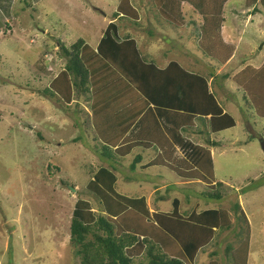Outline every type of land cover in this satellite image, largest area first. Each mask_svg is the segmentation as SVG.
Wrapping results in <instances>:
<instances>
[{
    "label": "rangeland",
    "instance_id": "obj_1",
    "mask_svg": "<svg viewBox=\"0 0 264 264\" xmlns=\"http://www.w3.org/2000/svg\"><path fill=\"white\" fill-rule=\"evenodd\" d=\"M181 1L167 3V11L172 9L180 27L164 20L152 0H130L137 23L113 17L119 0L1 1L0 264H80L69 243L70 220L77 200L89 202L95 216L101 215L98 199L86 188L101 167L115 171L116 192L129 198L145 197L150 214L156 209L171 211L174 198L180 200L184 215L209 209L227 212L230 229L201 248L195 264H227L226 245L235 248L246 235L247 264H264V97L255 106L238 82L250 77L246 68L264 65V10L257 6L259 12H253V0H228L222 7L223 25L234 28L233 45L237 44L227 65L229 58L220 64L203 53V15L194 7L198 0ZM193 8L200 16L192 14ZM200 9L202 13L206 8ZM113 18L117 36L129 35L138 42L147 62L159 67L171 60L190 73L212 76L211 92L235 126L212 137L204 133L197 137L188 133L191 129L185 134L193 143L202 145L211 137L220 144L210 147L215 181L223 184L220 200L206 198V186L197 182L176 186L179 178L165 168L130 173L134 156L141 155L145 162L156 155L153 149H136L123 159L106 157L107 150L95 139L91 126L89 93L72 89L77 104L70 106L42 93L67 62L60 47L70 48L81 39L93 49ZM244 24H250L245 28L248 32L238 41L237 26ZM240 67L246 72L233 76ZM181 153L176 149V157H182ZM163 183L167 188L155 193ZM235 204L242 215L234 211ZM138 262L146 263L144 257Z\"/></svg>",
    "mask_w": 264,
    "mask_h": 264
},
{
    "label": "trees",
    "instance_id": "obj_2",
    "mask_svg": "<svg viewBox=\"0 0 264 264\" xmlns=\"http://www.w3.org/2000/svg\"><path fill=\"white\" fill-rule=\"evenodd\" d=\"M168 1L152 0L164 20L177 27L182 26L171 13L172 9L167 11ZM226 1L198 0L199 5L194 4L196 9L199 7L200 13L201 6L206 8L201 13L200 46L203 53L220 64L230 58L234 51L233 46L221 42L220 36L224 21L221 10ZM251 5L255 13L261 7L264 10V0H253ZM119 15L135 23L138 21L130 0H119L113 17ZM117 31L114 22L108 23L93 49L81 39L70 48L61 46L60 50L67 62L42 93L52 101L55 99V103L61 102L66 106L72 105L76 96L72 89L77 91L79 87L81 94L89 93L87 99L91 126L95 139L109 152L108 155L105 151L106 157L123 159L136 147L157 149L160 146L169 158L175 148L162 133L165 131L173 140L179 139L177 144L185 160L173 164L164 155L158 154L143 168L161 167L183 180H198L208 190L204 195L206 198L220 200L223 184L214 179L208 149L219 144L209 140L204 145L184 141L178 137L180 126L177 127L176 123L168 125L166 120L173 113L181 114L180 128H183L190 125L193 118L209 116V132L218 133L235 126L232 116L222 112L215 95L209 90L207 77L190 73L176 62L168 63L163 69L147 62L135 40L129 35L120 39ZM210 44L217 49L212 50ZM246 70L250 74L247 82L246 79L238 82L256 106L264 97V65L258 69L248 67ZM246 70L239 74H244ZM150 105L161 108L166 115V118H162L166 130L152 128L148 142L128 139L127 132ZM157 130L161 132L156 142H153L151 140L155 138ZM141 160V156L137 155L129 166L130 171H134ZM92 179L86 188L98 199L102 207L101 215L95 216L89 202L77 200L69 225V243L80 264H136L135 260L142 257L145 258V264H195L198 251L218 240L219 234L231 227L225 210L192 211L184 215L180 212L181 204L176 198L171 202V211L156 209L150 214L145 197L129 198L116 192L114 170L101 167L93 173ZM155 198L156 201L165 200L164 197ZM233 209L242 215L237 204L233 205ZM241 219L245 221L243 217ZM248 247L249 235L235 248L226 245L225 257L230 253L227 264H247ZM209 264L216 263L211 261Z\"/></svg>",
    "mask_w": 264,
    "mask_h": 264
},
{
    "label": "crops",
    "instance_id": "obj_3",
    "mask_svg": "<svg viewBox=\"0 0 264 264\" xmlns=\"http://www.w3.org/2000/svg\"><path fill=\"white\" fill-rule=\"evenodd\" d=\"M1 1L2 0H0V4H1ZM227 2H228V0L223 4V9H224V6L225 5H227ZM181 5V4H180ZM223 9H222V13H221V17L224 15L223 14ZM193 10V13H192V11H191V13L192 14H194V15H196L197 17L198 16H200V14L198 13V10H196L195 8H193L192 9ZM183 12V11H182ZM223 19H224V17H222ZM114 20L112 19V21L111 22H113ZM224 21H225V19H224ZM224 21L222 22V25H221V28H220V36H223V41H224V44L225 45H231V46H233V48H234V51H233V53H232V55H231V57H234L235 56V53H236V49H237V44H235V45H233L234 43H233V35L232 34H234V32H235V30H234V28H232L231 26H226V27H224V25H223V23H224ZM250 24H244L242 27L241 26H237V28H238V34H237V37H238V41H239V39H241V37H242V33L243 32H248L245 28H246V26H249ZM230 33H231V35H230ZM255 33H257V35L259 34V31H257L256 29H255ZM252 35V37H254V33H252L251 34ZM136 42V41H135ZM138 43V42H137ZM137 43H136V45H137ZM98 44V43H97ZM97 46V45H96ZM95 46V47H96ZM249 46V45H248ZM94 47V48H95ZM138 48V47H137ZM249 48H250V46H249ZM250 53V52H249ZM248 53V54H249ZM247 54V55H248ZM229 58L227 61V65H229V63L230 62H232V58ZM165 62V61H164ZM170 62H175V61H168V62H166V64L165 65H163V66H159V68H161V69H163V68H165L166 66H167V64L168 63H170ZM241 62H243V61H241ZM240 71L238 72V73H236L235 75H233V76H237L240 72H241V67H240V69H239ZM208 78V80H207V82H208V86H209V83H210V81H211V79H212V76H208L207 77ZM209 90H210V92H211V88H210V86H209ZM215 95V98H216V94H214ZM220 100V99H219ZM216 101H217V103L219 104V102H218V100H217V98H216ZM74 103H77L76 101H73V104ZM219 106H220V104H219ZM221 107V106H220ZM221 109H222V112L223 113H228V112H226L222 107H221ZM176 111V110H175ZM163 111H162V109L161 108H156V107H154L153 105H150L148 108H147V110L144 112V110H143V112H142V114H140V116H139V118L136 120V122L132 125V127L130 128V130L127 132V134H126V137L128 138V139H130V140H133V141H141V142H148L149 140H150V137H149V133H150V131H151V129L152 128H155V129H159V128H162V130L164 131V130H166V124H165V122L162 120V118L164 119V118H166V115L164 114V113H162ZM229 114V113H228ZM169 118L170 119H167L166 121H167V123H169L168 125H171V126H173L175 123H176V126L177 127H181L182 126V117H181V114L180 115H177V114H171V115H169ZM233 118V117H232ZM208 120H209V116H206L205 118H193L192 119V122L190 123V125H188V126H185V127H183V128H180L179 127V129H178V137H182L183 139H184V141H190V142H192L193 143V141L190 139V137L188 136V134H185V133H187L188 131V129H191V131H189L188 133H190V134H193V135H195V136H197V137H199V136H204L203 135V133L207 136V135H210L211 137L212 136H214V135H217V134H220V133H222V132H224V131H226V130H224V131H222V132H218V133H211V132H209V129H208ZM234 120V119H233ZM234 122H235V120H234ZM186 127H188V128H186ZM230 129H232V128H230ZM160 132L161 131H159V130H157V132H156V134H155V138L153 139V140H151V141H153V142H156V138H158L159 137V135H160ZM168 140H169V143H171L172 145H173V147L175 148L174 149V152L173 153H171V156H169V158L168 157H166L165 155H164V152H163V150H162V148L160 149V146L156 149V148H150V149H142V148H140V147H136L135 149H133L132 151H131V153L134 151V150H136V149H141L143 152H146V151H149V150H155V153H156V155H158V154H162V155H164V157H165V159L167 160V161H170L171 163H177L178 161H181V160H185L186 159V157L184 156V154H182V157H180V158H178V157H176V155H175V153H176V149L178 150H180V147H178V145L179 144H177V140L179 141V139H176V140H173V139H171L170 138V136L168 135V134H166V132L164 131V133H162ZM211 137H208V140L209 141H213L214 142V140H212L211 139ZM161 143V142H160ZM163 143V142H162ZM179 143V142H178ZM215 143H217V142H215ZM195 145L197 144H199V145H201L200 143H194ZM159 145V144H158ZM162 145V144H161ZM202 145H204V143L202 144ZM208 147V146H207ZM218 147H220V144L218 145V146H216L215 148H218ZM163 148H164V146H163ZM211 148H213V147H211ZM208 149H209V152H210V158H211V163H212V168H213V160H212V150L210 149V146L208 147ZM130 153V154H131ZM129 154V155H130ZM129 155H127V156H129ZM156 155H154L152 158H150V159H148V160H146L145 162H143L142 160L139 162V164H138V168L136 167V169L134 170V171H130V173H134L135 171H137V170H145L144 168H143V166L144 165H146V164H148L150 161H152L155 157H156ZM127 156H125V157H127ZM137 156V155H136ZM136 156H134V158L136 157ZM141 156V155H140ZM124 157V158H125ZM133 158V159H134ZM141 158H143L142 156H141ZM133 159H132V161H133ZM114 173H115V171H114ZM174 174V173H173ZM175 175V174H174ZM213 175H214V170H213ZM116 176V175H115ZM175 176H177V175H175ZM178 177V176H177ZM179 178V177H178ZM215 179V178H214ZM117 181V180H116ZM200 183V184H202V185H204L202 182H200V181H198V180H183V179H181V178H179L178 180H176V182H175V184H176V186H179V185H185V186H188V185H193V184H197V183ZM115 187V186H114ZM165 188H167L166 187V185H164V183H163V185L161 186V187H159V188H157L156 190H155V192L156 191H162V189H165ZM127 197V196H126ZM142 197V196H141ZM180 201V200H179ZM148 206V205H147ZM198 253H199V251H198Z\"/></svg>",
    "mask_w": 264,
    "mask_h": 264
},
{
    "label": "water",
    "instance_id": "obj_4",
    "mask_svg": "<svg viewBox=\"0 0 264 264\" xmlns=\"http://www.w3.org/2000/svg\"><path fill=\"white\" fill-rule=\"evenodd\" d=\"M261 150H262V152L264 154V143L262 141H261Z\"/></svg>",
    "mask_w": 264,
    "mask_h": 264
}]
</instances>
